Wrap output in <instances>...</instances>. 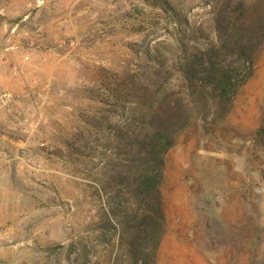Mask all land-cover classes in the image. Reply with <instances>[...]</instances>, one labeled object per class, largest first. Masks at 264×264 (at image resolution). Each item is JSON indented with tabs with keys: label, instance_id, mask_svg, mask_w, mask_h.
Instances as JSON below:
<instances>
[{
	"label": "rangeland",
	"instance_id": "1",
	"mask_svg": "<svg viewBox=\"0 0 264 264\" xmlns=\"http://www.w3.org/2000/svg\"><path fill=\"white\" fill-rule=\"evenodd\" d=\"M166 1L182 23L160 0H0V264H264V43L226 111L189 117L165 149L156 243L144 250L127 223L105 226L108 128L147 129L179 83V29L192 46L215 40L212 0ZM131 71L149 89L114 116L105 87ZM85 116L106 121L71 155ZM123 204L147 213L132 196Z\"/></svg>",
	"mask_w": 264,
	"mask_h": 264
},
{
	"label": "trees",
	"instance_id": "2",
	"mask_svg": "<svg viewBox=\"0 0 264 264\" xmlns=\"http://www.w3.org/2000/svg\"><path fill=\"white\" fill-rule=\"evenodd\" d=\"M160 4L168 6L178 22H183L179 11L166 0H160ZM211 6L215 40H210L205 47L192 46L185 40L186 28L179 29L181 34L174 38L175 57L171 61L179 83L159 101L146 121L147 129L143 133L136 132L116 122L108 128L113 136L115 153L114 160L108 162L111 171L105 178V184L111 187L109 196L112 198L108 203L105 226L116 233L119 224L127 223L134 230L133 246L144 250L156 243L155 226L163 223L156 185L164 167L162 155L174 141L178 126L181 127L191 116L198 121L204 120L203 111H210L211 107L217 116L226 111L230 94L249 76L248 62H252L255 51L264 43V0H212ZM149 86L150 81L132 71L118 75L108 83L104 92L113 98L117 107L113 115L122 116L120 107L125 102L144 97ZM144 116L143 112L142 121ZM104 121V116L83 117L82 125L72 134V140L67 141L66 150L71 155L83 154V148L90 150L88 138L93 129H102ZM116 159H126L133 169L119 168ZM129 196L137 206H145L146 215L132 212L123 204ZM106 244L109 241L106 240Z\"/></svg>",
	"mask_w": 264,
	"mask_h": 264
}]
</instances>
